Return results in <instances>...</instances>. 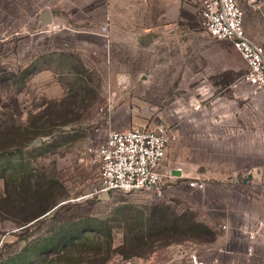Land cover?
Here are the masks:
<instances>
[{"label":"rangeland","instance_id":"374dc122","mask_svg":"<svg viewBox=\"0 0 264 264\" xmlns=\"http://www.w3.org/2000/svg\"><path fill=\"white\" fill-rule=\"evenodd\" d=\"M92 1L0 0V264H179L192 253L250 264L240 228L264 209V88L199 16L109 38L67 30L98 27L105 0ZM239 5L264 47V0ZM162 125L175 177L164 194L101 197L99 168L79 161L88 147Z\"/></svg>","mask_w":264,"mask_h":264},{"label":"built area","instance_id":"2783aa9c","mask_svg":"<svg viewBox=\"0 0 264 264\" xmlns=\"http://www.w3.org/2000/svg\"><path fill=\"white\" fill-rule=\"evenodd\" d=\"M201 24L213 39L228 41L240 53L248 66L244 80L256 91L264 88V47L248 36L244 28V14L239 0H202ZM171 131L167 126H137L125 131H112L107 139L88 147L87 158L81 163L98 167L100 170V188L98 194L106 197L113 192L152 193L162 196L169 176L164 171V162L171 142ZM183 172L182 167H175ZM182 178V176H179ZM190 186L204 189L205 183L193 178ZM227 229V225L222 226ZM240 231L246 242L244 256L250 264L257 258V248L264 241V218H256L244 224ZM131 264V262H128ZM179 264H223L218 259L207 261L197 253H192Z\"/></svg>","mask_w":264,"mask_h":264},{"label":"crops","instance_id":"0c3cea01","mask_svg":"<svg viewBox=\"0 0 264 264\" xmlns=\"http://www.w3.org/2000/svg\"><path fill=\"white\" fill-rule=\"evenodd\" d=\"M201 3L202 0H105L104 9L101 11L104 15L100 18V21L96 22L98 27L95 29H90L89 27V29H85L84 31L66 29L77 34H86L103 38H109V36L117 30L138 32L141 30L143 31L142 34L150 33V31L156 29H168L192 23L198 16L200 17ZM94 4L95 3L90 0L89 7L92 10L97 6H93ZM72 19L74 22L78 20L75 16ZM52 22L53 18L51 23ZM105 60H107V58H105ZM247 196L246 199L250 202L256 199L250 198V196H252L250 193ZM259 199L261 202H264V196H260ZM261 214L264 218V209H262ZM225 253L231 254L232 252L227 251ZM258 256H261L260 260L264 262V241H261L258 245L257 257ZM244 258L247 262H250L245 256Z\"/></svg>","mask_w":264,"mask_h":264},{"label":"water","instance_id":"95a60500","mask_svg":"<svg viewBox=\"0 0 264 264\" xmlns=\"http://www.w3.org/2000/svg\"><path fill=\"white\" fill-rule=\"evenodd\" d=\"M42 20H43V23L45 24H50L51 21H52V18L50 17V14L49 12H45L43 15H42ZM40 143V140H36V142L33 143V145H37ZM106 196H108V194H106Z\"/></svg>","mask_w":264,"mask_h":264},{"label":"trees","instance_id":"16d2710c","mask_svg":"<svg viewBox=\"0 0 264 264\" xmlns=\"http://www.w3.org/2000/svg\"><path fill=\"white\" fill-rule=\"evenodd\" d=\"M41 135V132H36L35 133V136L36 137H39ZM35 139V138H34ZM51 210V208H48V209H45L44 211H42L41 213H39L36 217H34L33 218V220H31V221H29V222H32V221H35V220H37L40 216H43V215H45L48 211H50ZM208 230V229H207ZM209 231V230H208ZM210 232V231H209ZM205 234V233H204ZM213 240L215 239V236H213V238H212ZM18 257H19V255H18ZM16 260H14L13 262H15Z\"/></svg>","mask_w":264,"mask_h":264}]
</instances>
